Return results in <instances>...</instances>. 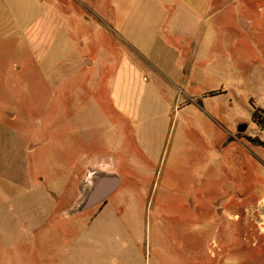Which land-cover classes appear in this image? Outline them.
<instances>
[{
	"label": "rangeland",
	"instance_id": "rangeland-1",
	"mask_svg": "<svg viewBox=\"0 0 264 264\" xmlns=\"http://www.w3.org/2000/svg\"><path fill=\"white\" fill-rule=\"evenodd\" d=\"M14 3L65 28L59 69L0 88V169L8 128L19 141L0 173V264H264V109L247 101L264 90V0ZM128 62L137 120L112 102ZM98 174L121 187L76 213Z\"/></svg>",
	"mask_w": 264,
	"mask_h": 264
},
{
	"label": "crops",
	"instance_id": "crops-1",
	"mask_svg": "<svg viewBox=\"0 0 264 264\" xmlns=\"http://www.w3.org/2000/svg\"><path fill=\"white\" fill-rule=\"evenodd\" d=\"M14 2L15 0H0V62L6 57L11 61V67L8 68H4L0 64V88L2 87L1 85L8 84L12 91H17V97L19 91H29L36 87V83H39L36 82V74L39 73V70L44 71V74H46L47 69L50 73L51 70L60 68L59 63L62 62L61 57L63 55L57 56L55 64L53 63L50 67H47V61L53 56L55 48L57 52L54 55H60L57 43L62 30L65 28L63 24L65 21L52 8L46 10L36 19H33V17L29 19L24 17V15L20 17L19 10ZM20 58H22V63H19ZM28 58H30V61ZM261 85L264 87V80ZM110 87L115 110L127 120H137L145 87L144 79L138 68L130 62L125 63L118 75L117 82L113 85L111 83ZM260 97L250 96L247 101L253 98L256 105L264 109V90L263 95ZM17 99L16 101H19ZM16 103L18 104L19 102ZM15 117L16 115H13L11 119L14 120L16 119ZM238 124L231 128L232 131L229 132V135L236 131ZM8 129L11 134L12 154L7 167L4 170L0 169L1 174L12 169L19 152L17 135L13 128ZM233 144L232 138H228L221 144L220 148L226 150L232 147ZM240 144L244 145L242 142ZM244 147L248 148L246 145ZM103 162L111 163L113 167L117 168L115 161L112 163L103 158Z\"/></svg>",
	"mask_w": 264,
	"mask_h": 264
},
{
	"label": "water",
	"instance_id": "water-1",
	"mask_svg": "<svg viewBox=\"0 0 264 264\" xmlns=\"http://www.w3.org/2000/svg\"><path fill=\"white\" fill-rule=\"evenodd\" d=\"M241 24L243 27H246L245 20H242ZM247 127V125H244L239 129V131L244 132ZM94 181L93 187L87 193L84 202L76 213L89 210L100 204L102 201L108 199L119 190L122 184V181L118 176L107 174H98Z\"/></svg>",
	"mask_w": 264,
	"mask_h": 264
},
{
	"label": "trees",
	"instance_id": "trees-1",
	"mask_svg": "<svg viewBox=\"0 0 264 264\" xmlns=\"http://www.w3.org/2000/svg\"><path fill=\"white\" fill-rule=\"evenodd\" d=\"M257 118H258V113L256 112V113L254 114V119L257 121Z\"/></svg>",
	"mask_w": 264,
	"mask_h": 264
},
{
	"label": "flooded vegetation",
	"instance_id": "flooded-vegetation-1",
	"mask_svg": "<svg viewBox=\"0 0 264 264\" xmlns=\"http://www.w3.org/2000/svg\"><path fill=\"white\" fill-rule=\"evenodd\" d=\"M107 200V199H106ZM106 200H104L105 202H106ZM104 201H102V202H104Z\"/></svg>",
	"mask_w": 264,
	"mask_h": 264
}]
</instances>
